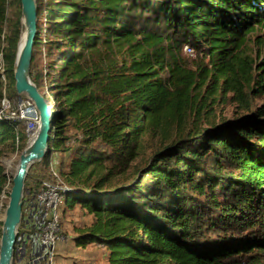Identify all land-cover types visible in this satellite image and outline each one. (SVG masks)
I'll return each mask as SVG.
<instances>
[{
    "label": "trees",
    "instance_id": "1",
    "mask_svg": "<svg viewBox=\"0 0 264 264\" xmlns=\"http://www.w3.org/2000/svg\"><path fill=\"white\" fill-rule=\"evenodd\" d=\"M36 5L30 78L52 121L24 195L53 159L91 216L75 244L103 245L106 264H264V51L250 43L264 45V0ZM20 17L0 0L10 96ZM227 101L243 112L217 118ZM17 125L0 115V156L23 149ZM8 180L0 161V194Z\"/></svg>",
    "mask_w": 264,
    "mask_h": 264
},
{
    "label": "built area",
    "instance_id": "2",
    "mask_svg": "<svg viewBox=\"0 0 264 264\" xmlns=\"http://www.w3.org/2000/svg\"><path fill=\"white\" fill-rule=\"evenodd\" d=\"M191 53L188 46L184 47ZM0 77L4 84L0 115L24 123L26 141L32 137L38 127L39 113L35 105L25 96H17L13 102L5 95V65L0 57ZM15 108L16 113H4V110ZM18 142V140H17ZM49 178L42 181L38 192L24 195L20 223L17 228L13 264H51L52 255L57 241H65L61 232L60 218L63 214V197L71 190L61 178L53 159L48 165ZM6 173V171H5ZM7 175V173H6ZM8 184L0 194V210L8 199Z\"/></svg>",
    "mask_w": 264,
    "mask_h": 264
},
{
    "label": "water",
    "instance_id": "3",
    "mask_svg": "<svg viewBox=\"0 0 264 264\" xmlns=\"http://www.w3.org/2000/svg\"><path fill=\"white\" fill-rule=\"evenodd\" d=\"M20 35L13 67L14 89L27 97L39 113L38 127L20 152L8 199L0 217V264H13L17 228L21 219L25 179L30 166L43 159L51 132V103L30 78L32 48L37 33L36 0H20Z\"/></svg>",
    "mask_w": 264,
    "mask_h": 264
},
{
    "label": "rangeland",
    "instance_id": "4",
    "mask_svg": "<svg viewBox=\"0 0 264 264\" xmlns=\"http://www.w3.org/2000/svg\"><path fill=\"white\" fill-rule=\"evenodd\" d=\"M251 48L253 51V55H255L259 50L264 51V45L253 44L252 39L250 40ZM262 48V49H261ZM4 89V84L2 87V92ZM10 89H6L5 86V95L11 101V106L13 107V102L17 100V96L23 97L24 95H9ZM10 96V97H9ZM264 103L263 97H256L253 99L252 106H260ZM2 107V101L1 105ZM15 108H10L8 111L4 110V113L13 112L16 113ZM243 110L234 102H223L218 107H216V115L217 118L226 117V118H234L237 115H240ZM17 128L20 132L24 129V123L18 121ZM26 146V142L24 147ZM23 147V148H24ZM22 149L19 147L15 148L13 152L8 154H3L0 156V161L3 163L5 167V171L8 176V190L10 189L12 182V176L15 172L16 166L18 164L20 152ZM36 163V162H35ZM31 168V166H30ZM29 168V169H30ZM35 168H39V166H35ZM32 167V169L35 170ZM29 171V170H28ZM39 173V171H38ZM8 196V195H7ZM72 197H63L62 209L63 214L60 218V228L61 232L65 235V241H57L55 244V249L51 253L52 259L51 264H106V255L107 251L103 245L99 244H88L86 247L77 246L74 242L75 229L81 227L85 224H89L91 222V216L86 212L85 209L78 205H71ZM7 202V199L5 200ZM4 208L0 210V217L3 214Z\"/></svg>",
    "mask_w": 264,
    "mask_h": 264
},
{
    "label": "crops",
    "instance_id": "5",
    "mask_svg": "<svg viewBox=\"0 0 264 264\" xmlns=\"http://www.w3.org/2000/svg\"><path fill=\"white\" fill-rule=\"evenodd\" d=\"M55 249V248H54Z\"/></svg>",
    "mask_w": 264,
    "mask_h": 264
}]
</instances>
